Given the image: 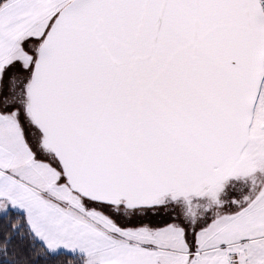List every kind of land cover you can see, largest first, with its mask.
I'll return each mask as SVG.
<instances>
[{
    "label": "snow or ice",
    "instance_id": "obj_1",
    "mask_svg": "<svg viewBox=\"0 0 264 264\" xmlns=\"http://www.w3.org/2000/svg\"><path fill=\"white\" fill-rule=\"evenodd\" d=\"M0 264H264V0H0Z\"/></svg>",
    "mask_w": 264,
    "mask_h": 264
}]
</instances>
